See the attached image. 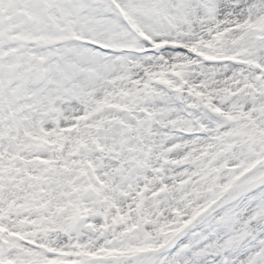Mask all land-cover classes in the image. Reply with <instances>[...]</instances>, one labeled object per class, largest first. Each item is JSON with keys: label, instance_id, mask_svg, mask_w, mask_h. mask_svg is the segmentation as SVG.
Instances as JSON below:
<instances>
[{"label": "snow or ice", "instance_id": "snow-or-ice-1", "mask_svg": "<svg viewBox=\"0 0 264 264\" xmlns=\"http://www.w3.org/2000/svg\"><path fill=\"white\" fill-rule=\"evenodd\" d=\"M0 264H264V0H0Z\"/></svg>", "mask_w": 264, "mask_h": 264}]
</instances>
